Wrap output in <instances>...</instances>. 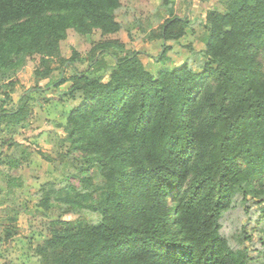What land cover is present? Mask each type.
Wrapping results in <instances>:
<instances>
[{
	"label": "trees",
	"instance_id": "16d2710c",
	"mask_svg": "<svg viewBox=\"0 0 264 264\" xmlns=\"http://www.w3.org/2000/svg\"><path fill=\"white\" fill-rule=\"evenodd\" d=\"M120 1L0 0V83L13 85L32 57L35 75L48 79L68 30L117 33ZM207 23L200 71L183 64L153 76L135 54L120 55L122 45L104 40L95 49L115 62L109 81L72 77L68 94L81 102L67 115L71 146L104 182L90 193L86 178L83 187L64 183L52 192L68 195L56 197L63 213L88 209L99 220L51 223L32 249L41 264H248L246 248L232 250L225 221L264 173V0H227ZM186 25L170 15L159 38L178 41ZM12 114L0 111V122ZM14 182L7 180L9 190ZM15 234L3 227L0 245ZM260 240L255 262L264 264Z\"/></svg>",
	"mask_w": 264,
	"mask_h": 264
},
{
	"label": "rangeland",
	"instance_id": "374dc122",
	"mask_svg": "<svg viewBox=\"0 0 264 264\" xmlns=\"http://www.w3.org/2000/svg\"><path fill=\"white\" fill-rule=\"evenodd\" d=\"M164 1L121 0L114 12L120 26L117 33L101 37L94 31L81 36L68 30L48 79L35 75L38 58L32 57L15 72L13 85L8 86V81L0 83V111L13 113L0 122V231L14 226L17 234L0 246V264H41L32 249L49 237V226L57 220H99L98 213L88 209L79 210L76 215L63 213L56 202L60 195L52 192L64 183L83 187L82 178H86L89 184H85V189L90 193L104 182L97 166L85 163L83 155L72 148L66 125L68 113L81 102L78 92L74 97L68 94L75 73L83 72L89 79L106 83L114 69L112 57L95 49L98 42L119 43L120 55L135 54L153 76L183 64L200 71L208 61L204 55L209 37L207 14L212 10L224 12L227 0H167L168 5ZM170 15L187 19V25L178 41L164 42L159 38L160 27ZM60 77L66 79L63 85L46 88L47 83ZM26 93L28 98L21 100ZM9 178L15 179L10 190L6 184ZM254 187V193H247L246 206L240 203V197L236 198L225 221V234L230 237L232 250L246 248L248 264H258L256 249L260 239H264V173L254 180ZM98 195L96 192L94 198ZM60 197L68 195L63 193ZM46 198L47 210V202H43ZM8 217L16 220L10 222Z\"/></svg>",
	"mask_w": 264,
	"mask_h": 264
},
{
	"label": "crops",
	"instance_id": "0c3cea01",
	"mask_svg": "<svg viewBox=\"0 0 264 264\" xmlns=\"http://www.w3.org/2000/svg\"><path fill=\"white\" fill-rule=\"evenodd\" d=\"M0 222H1V221H0ZM1 224H2V223H1ZM2 227H3V226H2ZM0 232H1V233H2V235H3V230H2V231H0ZM2 235H0V237H1ZM16 235H17V234H16ZM16 235H15V236H16ZM15 236H14V237H15ZM0 246H1V245H0ZM1 247H2V246H1ZM7 248H9V247H7ZM18 248L20 249V248H21V246H19ZM5 249H6V247H5Z\"/></svg>",
	"mask_w": 264,
	"mask_h": 264
}]
</instances>
